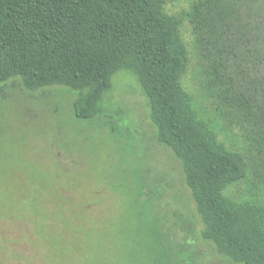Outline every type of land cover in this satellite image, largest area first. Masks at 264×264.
I'll return each mask as SVG.
<instances>
[{"label": "trees", "instance_id": "16d2710c", "mask_svg": "<svg viewBox=\"0 0 264 264\" xmlns=\"http://www.w3.org/2000/svg\"><path fill=\"white\" fill-rule=\"evenodd\" d=\"M173 1L0 0V83L73 90L75 116L92 120L104 114L114 77L134 73L158 144L181 165L201 240L225 260H204L197 224L182 215L172 222L187 234L179 242L162 212L152 230L161 258L264 264V0H192L172 15Z\"/></svg>", "mask_w": 264, "mask_h": 264}, {"label": "rangeland", "instance_id": "374dc122", "mask_svg": "<svg viewBox=\"0 0 264 264\" xmlns=\"http://www.w3.org/2000/svg\"><path fill=\"white\" fill-rule=\"evenodd\" d=\"M190 1L167 10L179 14ZM183 34L190 47L188 26ZM113 84L104 114L80 120L73 90L32 92L21 78L0 83V264H167L152 232L161 212L179 242L187 234L172 222L182 215L197 224L204 260H225L201 240L183 170L157 142L140 81L122 70Z\"/></svg>", "mask_w": 264, "mask_h": 264}]
</instances>
